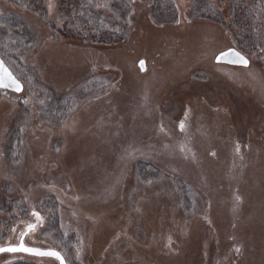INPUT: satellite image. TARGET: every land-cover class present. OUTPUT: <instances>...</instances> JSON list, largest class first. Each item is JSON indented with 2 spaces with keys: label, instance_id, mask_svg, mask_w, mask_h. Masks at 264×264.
<instances>
[{
  "label": "rangeland",
  "instance_id": "obj_1",
  "mask_svg": "<svg viewBox=\"0 0 264 264\" xmlns=\"http://www.w3.org/2000/svg\"><path fill=\"white\" fill-rule=\"evenodd\" d=\"M123 1L97 6L109 42L87 21L60 32L58 0L46 18L0 0L31 42L10 61L21 91L0 89V246L24 236L69 264H264V51L241 44L228 0L211 14L167 0L160 17L126 0L120 20ZM229 48L248 65L217 63ZM14 262L58 264L0 253Z\"/></svg>",
  "mask_w": 264,
  "mask_h": 264
},
{
  "label": "trees",
  "instance_id": "obj_2",
  "mask_svg": "<svg viewBox=\"0 0 264 264\" xmlns=\"http://www.w3.org/2000/svg\"><path fill=\"white\" fill-rule=\"evenodd\" d=\"M100 1L102 2V0H58L57 20L61 19L63 24L62 28H60V32L69 31L72 36L80 38L82 35L79 33L80 30L77 28V24L79 25L83 21L92 23L94 29L100 30V24L104 22L102 21V15L97 9ZM199 1L204 5H201V7L205 8V14H211L212 10L215 9V3L210 0H192V4L197 5ZM12 2L18 3L22 7L26 6L34 13L46 18L47 6L45 0H12ZM151 2L161 5V13L158 17L164 16L171 8L167 0H151ZM228 3L231 10L232 22L236 24L237 28L235 33H237V37L240 39L241 44L244 48H258L264 51V0H228ZM121 4L117 3L116 5L114 3L112 6L115 9L114 14H120L119 18L123 20L127 16L128 4L126 0ZM117 15L109 17V21L117 23L118 25L119 21ZM98 32L99 38L109 42L113 40L111 38L112 35L106 33L105 30H100ZM25 45L30 46L31 42L28 32L20 21L12 19L11 16L9 18H0V57L15 76L16 74L11 67L10 61L14 60V52H16L18 48V50L22 49ZM237 51L240 52L239 50ZM240 53L243 54L242 52ZM243 55L245 56V54ZM3 224V220L0 218V233L2 232L1 226ZM55 224L56 223L53 221L50 225L51 228L54 227ZM66 262L69 264L67 260ZM10 264L33 263L14 262Z\"/></svg>",
  "mask_w": 264,
  "mask_h": 264
},
{
  "label": "water",
  "instance_id": "obj_3",
  "mask_svg": "<svg viewBox=\"0 0 264 264\" xmlns=\"http://www.w3.org/2000/svg\"><path fill=\"white\" fill-rule=\"evenodd\" d=\"M237 53L240 56H243L248 61V59L243 54H241L240 52H238L234 48H229V49H226V50L218 53L215 57V61L217 63L245 66L242 63L238 62L237 56H236ZM248 63H249V61H248ZM140 67H141V69H143V67H144L143 64H141V62H140ZM17 85H19V90H17ZM21 88H22L21 83L18 81L16 76L12 73V71L8 68V66L4 63V61L0 57V89L13 91V92H19V91H21ZM23 237L24 236H22L20 238V240L17 244L3 245V246H0V248H5V249L6 248H19L21 245V240L23 241ZM23 246L25 248L35 249L38 252H42V253L55 252V253L59 254V258H57L56 256H52V255H39V254H36V252H26V251H0V253H3V252H11V253L21 252V253H25L28 255L37 256V257H51V258H54L55 260H57L58 264H67L63 254L58 249H40V248L30 247V246H27L24 243V241H23Z\"/></svg>",
  "mask_w": 264,
  "mask_h": 264
},
{
  "label": "snow or ice",
  "instance_id": "obj_4",
  "mask_svg": "<svg viewBox=\"0 0 264 264\" xmlns=\"http://www.w3.org/2000/svg\"><path fill=\"white\" fill-rule=\"evenodd\" d=\"M237 56V60L239 63H242L243 65L247 66L248 61L243 57L240 56L238 53L236 54ZM141 64H143V61H141ZM17 90H19V85H17ZM33 215H35L37 217V219L39 220V215L38 213H33ZM28 230H32L34 229L35 225L29 224L28 226ZM0 251H26V252H36V254L39 255H52V256H56L57 258H59V254L55 253V252H48V253H42V252H38L35 249H31V248H25L23 246V241L21 240V245L19 248H0ZM238 251V249H237Z\"/></svg>",
  "mask_w": 264,
  "mask_h": 264
}]
</instances>
